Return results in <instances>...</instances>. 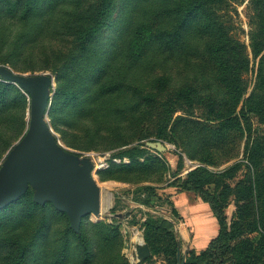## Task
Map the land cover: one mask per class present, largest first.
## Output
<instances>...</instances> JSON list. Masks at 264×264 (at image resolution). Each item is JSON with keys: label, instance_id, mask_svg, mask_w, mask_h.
Returning <instances> with one entry per match:
<instances>
[{"label": "rangeland", "instance_id": "rangeland-1", "mask_svg": "<svg viewBox=\"0 0 264 264\" xmlns=\"http://www.w3.org/2000/svg\"><path fill=\"white\" fill-rule=\"evenodd\" d=\"M107 1L43 0L38 14L27 26L16 18L5 17L0 10V81L12 86L9 105L0 111V174L6 159L19 148L32 123L33 95L22 79L36 81L37 76H42L47 91L45 122L56 142L70 156L76 175L89 174L98 188V208L87 214L82 228L81 222L75 225L70 215L58 209L52 199L41 203L47 204L45 209L32 205L29 198L35 200L38 190L29 183L13 203L0 210V264H22V246L46 218L44 229L29 246L25 264H86L79 241L82 232L90 238L92 246V257L87 264H180L183 260L186 264L187 258H192L188 254L192 248L196 255L200 253L193 239V227L182 222L184 220L178 218L172 208L177 194L184 191L187 172L201 163L191 159L168 139L162 141L167 147L164 152L148 147L146 142L151 140L121 143L120 135L132 131L121 130L125 120L120 121L109 111L115 104L132 101L131 89L137 84L150 88L166 75L175 84L173 86H177L189 80L193 73L188 67L181 69L174 61H166L163 57L159 58L158 66L147 60L133 68L132 81V75L122 79L132 85L130 91L94 99L100 80L120 78L121 72L117 68L122 64L125 69L128 62L124 54L132 28L135 33L131 25L133 7L129 0H118L90 49L80 50L86 28L96 23L100 8H107L112 2ZM257 13L252 0H219L211 6L207 4L201 20L208 24L209 32L225 34L220 40L214 39L220 48L223 46L216 55L222 56L233 67L232 72L236 77L238 74L240 83H246L245 96L254 87L259 62V56H254L250 47V31L252 22L258 19ZM18 34L22 39L14 48ZM7 55H10L9 62L5 61ZM245 57L246 60H242ZM241 104L242 101L238 109ZM94 110H102L106 116L97 120ZM202 112L197 105L191 111L194 115ZM149 128L153 132L158 130L157 126ZM170 132L168 134L172 136ZM251 132L253 136L264 134V116L259 119L252 115ZM152 140L159 139L152 137ZM243 145L242 141V150ZM132 159L148 160L150 165L145 164L131 172L102 174L112 164ZM242 174V171L237 174L235 182ZM209 192L208 188L200 190L196 199L209 204L206 201L210 200ZM186 195L194 200L192 192ZM20 197L22 200L18 201ZM235 210L233 203L223 210L228 228ZM195 216L187 214L185 219L190 221ZM238 227L234 228V239L224 235L213 242L211 248L215 256L199 260L206 264L234 262L237 256L234 245H239V241L249 235L257 241V234L245 233L243 238L236 237ZM116 230L118 236L115 237ZM105 232L109 238L102 241ZM147 238L165 250L153 253Z\"/></svg>", "mask_w": 264, "mask_h": 264}, {"label": "trees", "instance_id": "trees-1", "mask_svg": "<svg viewBox=\"0 0 264 264\" xmlns=\"http://www.w3.org/2000/svg\"><path fill=\"white\" fill-rule=\"evenodd\" d=\"M218 1L129 0L133 7L131 25L135 33L132 28L127 51L125 54L122 52L128 63L125 69L122 64L118 66L120 78L100 80L95 88L94 99L130 91L132 85L126 84L122 79H129L132 75V81L133 68L147 60L158 66L159 58L163 57L166 61H174L181 69H191L193 76L177 86H173L175 84L166 75L150 88L137 84L131 89L132 101L129 99L122 105L115 104L114 108H109L110 113H115L120 121L125 120L121 130L132 131L120 135V141L128 144L143 143L152 140V137L161 141L168 139L181 147L191 159L201 163L187 172L183 190L198 196L200 190L210 189V200L206 201L218 221V233L199 255L192 248L188 252L192 258H187L186 264H206L199 258L215 256V251L211 248L213 242L222 239L224 235L234 239L232 234L237 226L239 231L236 237L243 238L245 233L257 234V241L249 235L239 241V245H234L237 256L231 264H264V134L253 136L251 132L252 115H257L259 119L264 116V0H252L258 19L255 23L252 22L250 47L253 55L259 56V62L254 87L247 96L246 83H240L238 74L236 77L232 72L233 67L222 56L216 55L223 46L220 48L214 39L217 37L220 40L225 34L209 32L208 24L201 21L207 11V4L211 6ZM42 2L43 0H0V10L5 17L16 18L27 26L38 14ZM117 2L118 0H112L107 8L101 7L97 12L96 23L87 27L83 34L80 48L82 52L90 49L95 36L101 31ZM193 15L196 21H192ZM21 39L18 34L14 40V48ZM225 44L226 42L223 45ZM242 60H246V57ZM5 61H11L10 55H7ZM11 92L12 86L0 81V111L9 105ZM194 105L202 108L203 112L192 114ZM93 108L94 105L89 109L91 113ZM178 111L181 113L175 115ZM94 114L97 120L106 116L102 110H94ZM151 126H157V132H153L149 128ZM168 131H171L172 136ZM242 141L243 150L240 148ZM241 152L242 155L239 156ZM178 156L181 157L180 153ZM145 164L150 165V162L132 159L130 162L114 163L102 171V174L131 172ZM222 165L225 166L220 168ZM210 167L218 169L213 170ZM241 171L242 177L235 182L234 179ZM21 200L22 197L18 201ZM29 200L35 207L41 206L45 209L47 206L41 204L43 201L32 198ZM11 203L13 201L9 204ZM231 203L236 206V210L231 227L228 228L222 213ZM7 206L8 204L0 210H5ZM172 212L182 219L175 206ZM86 216L81 217L82 228ZM46 224L47 218L22 246V264L27 262L32 240ZM116 236L118 231L115 232ZM108 238L109 234L105 232L102 241ZM79 241L83 262L87 264L92 257L90 238L82 232ZM147 241L153 253L165 250L162 246H155L149 238Z\"/></svg>", "mask_w": 264, "mask_h": 264}, {"label": "water", "instance_id": "water-1", "mask_svg": "<svg viewBox=\"0 0 264 264\" xmlns=\"http://www.w3.org/2000/svg\"><path fill=\"white\" fill-rule=\"evenodd\" d=\"M33 95L31 127L19 148L6 159L0 174V208L17 199L30 183L38 190L40 202L52 199L78 225L81 217L98 208V188L89 174L77 176L70 156L56 142L44 119L47 96L42 76L36 81L22 79ZM146 145L158 152L167 147L160 140ZM149 252L148 248H145ZM184 264V260L180 263Z\"/></svg>", "mask_w": 264, "mask_h": 264}, {"label": "crops", "instance_id": "crops-1", "mask_svg": "<svg viewBox=\"0 0 264 264\" xmlns=\"http://www.w3.org/2000/svg\"><path fill=\"white\" fill-rule=\"evenodd\" d=\"M186 193L187 192L184 191L180 194H177L174 202L175 207L182 215L181 220H184L182 222L186 223L188 226L191 225L193 227V239L199 246V248H197L196 250L201 251L205 249L211 239H213L217 235L218 221L212 213L211 208L208 204L196 199L197 196L194 197V200L190 199L189 197L187 198ZM188 210H190L189 213ZM187 214L196 216L193 220L191 219L190 221H187V219H185Z\"/></svg>", "mask_w": 264, "mask_h": 264}]
</instances>
